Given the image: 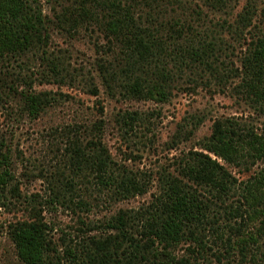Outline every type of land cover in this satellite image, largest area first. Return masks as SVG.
<instances>
[{
  "label": "rangeland",
  "instance_id": "1",
  "mask_svg": "<svg viewBox=\"0 0 264 264\" xmlns=\"http://www.w3.org/2000/svg\"><path fill=\"white\" fill-rule=\"evenodd\" d=\"M59 1L42 0L45 13L54 21L49 51L58 58L63 76L53 77L46 60L42 61L39 54H29L8 60L0 79V148L9 155L14 177L11 184L17 185L21 194L16 198L8 189L9 200L6 205L0 204V264H25L18 256L12 230L16 224L34 218L33 208L49 226L55 254L66 264H79L73 256L76 248L82 249L90 237L115 234L105 224L119 212L137 213L149 208L162 194L163 175L184 177L179 172L182 158L190 151H200L199 143L212 134L216 120L238 118L264 134V112L242 93L243 79L240 72H235L242 69L244 54L257 39L258 27L264 21V0H232L221 10L210 9L204 0L146 1L147 5L159 4L165 22L181 18L185 25L190 24L187 37L200 38L203 9L208 14L205 25L215 30L222 49L220 73L223 75L226 67L230 75L209 78L202 74V81L200 62L183 65L182 71H177L169 100L162 103L136 99L120 91L111 95L99 64L117 58L121 46L104 25H59L54 14L55 8L60 10ZM250 1L256 7L253 24L236 34L230 26ZM147 12L150 7L144 6L141 22L150 25ZM215 24L219 25L215 28ZM184 36H180V42ZM45 72L49 77H43ZM31 81L34 90L50 92L56 100L36 119L29 116L20 95L29 88L26 82ZM95 88L96 95L92 92ZM75 140L87 150L92 140H102L119 166L146 180V193L124 200L97 186L93 178L89 181L93 174L85 176L77 170L71 145ZM222 163L237 184L223 202L212 204L220 214L219 226H208L201 236L203 242L200 230L193 236L187 233L168 249L176 261L167 264H253L252 254L258 256L256 264H264V238L259 237L258 245H251L247 259H243L238 245L240 239L258 229L259 223L249 225L246 217L235 214L237 207L245 206L244 183L263 167V162L248 172ZM58 188L66 197L57 198ZM81 200L84 204L78 203Z\"/></svg>",
  "mask_w": 264,
  "mask_h": 264
},
{
  "label": "trees",
  "instance_id": "2",
  "mask_svg": "<svg viewBox=\"0 0 264 264\" xmlns=\"http://www.w3.org/2000/svg\"><path fill=\"white\" fill-rule=\"evenodd\" d=\"M146 1L61 0L58 2L60 10H54L62 27L67 24H101L121 46L117 58L99 64L102 79L111 95L120 91L136 99L166 102L177 82V71L181 72L183 65L190 67L191 63L200 62L202 81L204 76L230 77L226 67L224 74L220 73L222 49H219L215 30L205 25L208 14L203 9L200 8V38L187 37L189 32L186 29L190 24L185 25L181 18L165 22L160 16L159 4L147 5ZM231 2L204 0L212 10H221ZM144 6L150 7L147 12V16H151L150 25L141 22ZM255 16V4L250 1L235 24L230 26L231 30L240 35L252 26ZM53 22L45 13L42 0H0V79L8 60L29 54H39L42 61L46 60L53 77L63 76L58 58L51 56L49 51ZM258 30L257 39L244 54L242 69L235 72H240L243 79L242 93L264 112V21ZM181 35H185L182 42ZM43 77L47 78L49 74L45 72ZM26 85L29 88L20 95L29 116L36 119L56 100L50 92L34 90L32 81ZM92 92L96 95L97 88ZM1 144L3 146V142ZM71 145L76 152L77 170L85 176L93 174L89 181L93 178L97 186L124 200L146 193V180L125 166H119L102 140H92L88 150L78 140L72 141ZM199 145L200 151H190L179 164L183 178L163 175L162 194L149 208L137 213L119 212L105 224L107 229L116 233L90 237L82 249L76 248L75 261L79 264H167L176 261L168 249L180 243L187 233L193 236L200 230V241L203 242L201 236L207 227L215 229L216 225L219 226L220 214L212 209V204L223 202L237 184L222 162L246 172L263 162V167L244 183L245 206L237 207L235 212L236 217H246L249 225L259 223L255 232L251 231L238 242L243 259H247L251 245H258L259 237L264 238V134L238 118L219 119L213 125L212 134ZM10 164L8 153L0 148V204L4 205L9 200L8 189L16 198L21 197L18 186L11 184L14 177ZM55 192L57 198L66 197L60 188ZM78 203L84 204L82 200ZM32 211L35 216L31 221L20 222L12 230L20 260L25 264H66L55 254L48 224L38 215L37 209ZM226 219L230 217L226 216ZM159 246L163 251H159ZM251 257L250 263L256 264L258 256L252 254Z\"/></svg>",
  "mask_w": 264,
  "mask_h": 264
}]
</instances>
